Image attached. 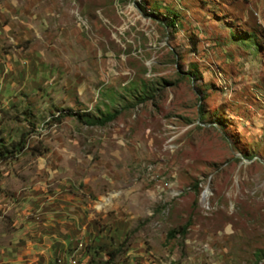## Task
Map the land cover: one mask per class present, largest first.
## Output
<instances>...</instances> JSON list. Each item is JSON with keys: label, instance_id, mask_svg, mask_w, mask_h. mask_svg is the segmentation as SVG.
Masks as SVG:
<instances>
[{"label": "rangeland", "instance_id": "obj_1", "mask_svg": "<svg viewBox=\"0 0 264 264\" xmlns=\"http://www.w3.org/2000/svg\"><path fill=\"white\" fill-rule=\"evenodd\" d=\"M20 140L0 247L264 264V0H0V148Z\"/></svg>", "mask_w": 264, "mask_h": 264}, {"label": "crops", "instance_id": "obj_2", "mask_svg": "<svg viewBox=\"0 0 264 264\" xmlns=\"http://www.w3.org/2000/svg\"><path fill=\"white\" fill-rule=\"evenodd\" d=\"M23 231L19 229L16 232L13 229L9 230L10 234H12L13 238L16 240L13 242L7 240L5 245L0 247V264H53V262L57 264L59 260H61L63 264H67L69 259L66 260L64 256L55 257L56 259L50 260L53 258L52 255L55 250L51 251L43 247L41 250H38L28 246L25 235L26 232ZM70 255H77V249L73 250Z\"/></svg>", "mask_w": 264, "mask_h": 264}, {"label": "trees", "instance_id": "obj_3", "mask_svg": "<svg viewBox=\"0 0 264 264\" xmlns=\"http://www.w3.org/2000/svg\"><path fill=\"white\" fill-rule=\"evenodd\" d=\"M171 24H174V21L171 22ZM119 114V111H114L112 113H108L106 115H103L102 117L93 120V121H89L90 125H98V126H102L105 125L106 123L112 121L117 115ZM78 118H80L79 115H77ZM24 140H20L19 142H17L16 144H14L13 146H11L10 149H6V148H0V159H7L12 157L14 154L20 152L23 148H24ZM194 188H196L197 184L193 185ZM187 224H184L183 226L177 228V229H172L170 231L167 232V238H174L177 234H181L184 235L186 232V228H187ZM263 257H264V252L262 253ZM109 256L111 259H108L106 262H100L98 264H111L113 258H114V254L113 253H109Z\"/></svg>", "mask_w": 264, "mask_h": 264}, {"label": "bare ground", "instance_id": "obj_4", "mask_svg": "<svg viewBox=\"0 0 264 264\" xmlns=\"http://www.w3.org/2000/svg\"><path fill=\"white\" fill-rule=\"evenodd\" d=\"M204 196H206V192L203 194V198H204Z\"/></svg>", "mask_w": 264, "mask_h": 264}, {"label": "built area", "instance_id": "obj_5", "mask_svg": "<svg viewBox=\"0 0 264 264\" xmlns=\"http://www.w3.org/2000/svg\"><path fill=\"white\" fill-rule=\"evenodd\" d=\"M68 262L72 263L73 261H69V260H68Z\"/></svg>", "mask_w": 264, "mask_h": 264}, {"label": "water", "instance_id": "obj_6", "mask_svg": "<svg viewBox=\"0 0 264 264\" xmlns=\"http://www.w3.org/2000/svg\"><path fill=\"white\" fill-rule=\"evenodd\" d=\"M205 193V191L202 193V195Z\"/></svg>", "mask_w": 264, "mask_h": 264}]
</instances>
